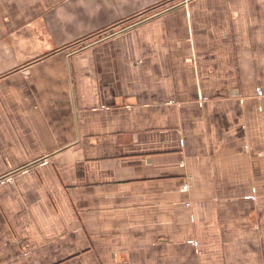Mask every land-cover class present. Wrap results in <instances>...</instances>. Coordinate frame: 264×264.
<instances>
[{"label":"crops","instance_id":"crops-1","mask_svg":"<svg viewBox=\"0 0 264 264\" xmlns=\"http://www.w3.org/2000/svg\"><path fill=\"white\" fill-rule=\"evenodd\" d=\"M0 264H264V0H0Z\"/></svg>","mask_w":264,"mask_h":264},{"label":"built area","instance_id":"built-area-1","mask_svg":"<svg viewBox=\"0 0 264 264\" xmlns=\"http://www.w3.org/2000/svg\"><path fill=\"white\" fill-rule=\"evenodd\" d=\"M14 180L13 179H10V182H13Z\"/></svg>","mask_w":264,"mask_h":264}]
</instances>
